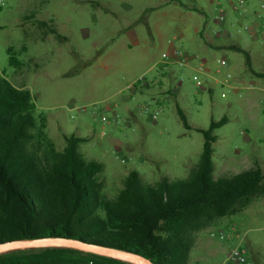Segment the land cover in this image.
Instances as JSON below:
<instances>
[{
  "label": "rangeland",
  "instance_id": "374dc122",
  "mask_svg": "<svg viewBox=\"0 0 264 264\" xmlns=\"http://www.w3.org/2000/svg\"><path fill=\"white\" fill-rule=\"evenodd\" d=\"M2 2L0 72L32 91L58 148L65 135L87 138L79 148L104 163V195L115 197L132 170L145 185L187 177L205 141L196 127L224 116L228 121L214 130L215 178L255 166L264 171V77L249 69L243 51L215 45L248 50L253 68L264 71V38L214 34L219 2L235 19L226 0ZM9 48L19 66L10 64ZM174 51L189 62L178 63ZM83 106L87 112L74 109ZM194 235L189 264H234V247L246 249L249 264H264V196Z\"/></svg>",
  "mask_w": 264,
  "mask_h": 264
},
{
  "label": "trees",
  "instance_id": "16d2710c",
  "mask_svg": "<svg viewBox=\"0 0 264 264\" xmlns=\"http://www.w3.org/2000/svg\"><path fill=\"white\" fill-rule=\"evenodd\" d=\"M51 32L65 38L56 28ZM228 47L243 51L249 69L264 77V71L253 68L248 50L236 44ZM8 51L10 64L19 66L13 49ZM141 83L138 80L134 87ZM178 112L191 129L183 109ZM227 121L224 116L213 119L208 128L196 127L205 141L187 177L173 181L164 176L145 185L140 173L132 170L112 198L102 193L104 163L80 151L87 138L65 135L67 144L58 148L46 115L37 113L32 91L0 72V243L68 237L138 252L155 264H189L196 231L264 196L260 166L214 176V130ZM0 264L132 263L77 248L46 247L1 253Z\"/></svg>",
  "mask_w": 264,
  "mask_h": 264
},
{
  "label": "built area",
  "instance_id": "2783aa9c",
  "mask_svg": "<svg viewBox=\"0 0 264 264\" xmlns=\"http://www.w3.org/2000/svg\"><path fill=\"white\" fill-rule=\"evenodd\" d=\"M251 0H226L227 5L231 12L235 14V19L228 20V10L224 6L223 3L219 2V12L215 16L216 21L218 22V27H213L212 32L214 34L219 33H225L228 35H232L235 33H244L246 32L248 36L254 38V37H260L264 38V25H257L252 23L250 20H248V15L253 14L258 20L264 19V0H256L258 2V9L256 11L251 10ZM3 4L2 0H0V5ZM230 25L233 27V29L228 28L227 25ZM174 55L178 56V63L181 65H185L189 62V59L187 56H184L179 51H174ZM222 64H226V59H220L219 60ZM232 76L231 73L227 74V77L230 78ZM143 81V79H140V81ZM198 85H202L203 82L201 80L197 81ZM74 109H78L80 113H84L88 111L87 107H74ZM72 118H74V114L71 115ZM154 118L157 117L156 114L153 115ZM103 121L107 122L109 120L108 117L103 116ZM117 120V118L115 119ZM215 235L216 233H212ZM221 237L224 236V232H220ZM230 260L234 264H249L247 251L244 248L241 247H234L230 253Z\"/></svg>",
  "mask_w": 264,
  "mask_h": 264
},
{
  "label": "water",
  "instance_id": "95a60500",
  "mask_svg": "<svg viewBox=\"0 0 264 264\" xmlns=\"http://www.w3.org/2000/svg\"><path fill=\"white\" fill-rule=\"evenodd\" d=\"M46 247H70L86 250L116 259H120L132 264H155L150 258L130 250L90 245L77 239L68 237H41L34 239H17L9 242L0 243V254L8 251L27 249V248H46Z\"/></svg>",
  "mask_w": 264,
  "mask_h": 264
},
{
  "label": "crops",
  "instance_id": "0c3cea01",
  "mask_svg": "<svg viewBox=\"0 0 264 264\" xmlns=\"http://www.w3.org/2000/svg\"><path fill=\"white\" fill-rule=\"evenodd\" d=\"M251 3V10L252 11H256L258 9V2L256 0H251L250 1ZM248 20H250L252 23L254 24H257V25H264V19H257L252 13L248 15ZM215 45L217 47H228L229 45L231 44H226V43H221V42H218V43H215ZM151 81H154V79L150 80Z\"/></svg>",
  "mask_w": 264,
  "mask_h": 264
}]
</instances>
